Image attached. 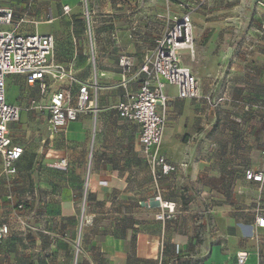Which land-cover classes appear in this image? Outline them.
Listing matches in <instances>:
<instances>
[{
  "label": "crops",
  "instance_id": "0c3cea01",
  "mask_svg": "<svg viewBox=\"0 0 264 264\" xmlns=\"http://www.w3.org/2000/svg\"><path fill=\"white\" fill-rule=\"evenodd\" d=\"M82 1L0 0L1 9L14 13L13 23L0 30L52 35L51 64L75 79L50 77L43 93L39 83L29 84L24 76L7 78V103L23 109L20 120L9 124V135L23 154L14 175L5 174L0 157V226L9 227L0 244V264H73L75 244L81 253L77 264H238L240 253L248 254L245 264H264V228L255 223L264 218V184L245 178L247 170L264 169V11L255 0H245L249 7L240 0L231 9L244 11L247 22L205 23L208 48L198 52L197 61L192 58L195 73L185 64L204 93L224 97L221 106L181 100L175 87L166 88L168 119L160 151L178 169L159 178L162 200L176 210L163 224L156 220L158 209L144 207L157 204L139 126L120 118L115 107L126 91L140 87L148 55L141 47L148 42L156 47L164 35L157 24L170 10L167 0H110L109 26L96 27L90 43L81 21ZM137 4L143 21L132 10ZM124 5L125 18L120 15ZM221 9L231 10L204 12ZM50 10L55 19L48 23ZM22 18L27 22L18 25ZM192 20L195 25L194 14ZM142 25L148 28L146 37L135 33ZM91 46L98 60L95 74L89 69L95 62ZM122 56L131 65L127 74L119 65ZM186 57L191 58L183 53V62ZM95 77L97 115L81 114L50 136L46 107L51 96L68 89L76 98L80 86ZM32 101L43 108L27 110ZM40 113L46 115L48 138L37 144L33 132ZM17 132L26 134L24 139ZM62 159L65 169L57 167Z\"/></svg>",
  "mask_w": 264,
  "mask_h": 264
},
{
  "label": "built area",
  "instance_id": "2783aa9c",
  "mask_svg": "<svg viewBox=\"0 0 264 264\" xmlns=\"http://www.w3.org/2000/svg\"><path fill=\"white\" fill-rule=\"evenodd\" d=\"M205 0H199L196 6L181 5L190 11L174 15L170 19V29L157 41L151 54L145 56L140 68L143 76L139 89L136 92L126 91L123 99L115 109L120 118L131 121L139 126V142L143 154L154 179L156 196L153 203H145L147 209H158L156 220L166 223L176 214L175 205L162 200L159 191V178L161 175H170L178 167L170 164L161 154L167 119L169 96L166 92L168 86L177 89V97L181 100L203 102L211 108H218L225 101L224 97H214L211 93H204L191 69L183 62V53L193 58L195 56V36L192 13L203 5ZM258 9L264 11V0H255ZM65 14L70 13L64 7ZM14 13L10 9L0 8V26L13 23ZM85 17L89 20L90 13L86 11ZM51 10L47 14L48 23L54 21ZM27 22L20 19L18 25ZM264 31V25L262 26ZM90 38L92 34L90 32ZM55 50V39L52 35L21 34L15 30H0V157L3 160L4 172L14 175L15 162L23 154L21 147L12 145L9 135V124L20 120L22 107L11 105L6 101V85L9 76H24L29 84H37L44 93L48 78L61 81L68 78L75 82L71 72L58 66H53L51 60ZM119 65L124 74H127L131 65L129 60L122 56ZM99 86L95 79L80 86L76 98L70 90L65 89L54 93L46 107L49 113L48 132L54 136L62 132L69 123L78 119L81 114L97 115ZM36 101H32L27 110L42 109ZM264 156V148L262 151ZM57 167L65 169L67 162L60 160ZM247 181L263 185L264 169L259 171L247 170ZM19 209H23L20 205ZM256 226L264 228V218H256ZM29 228V226L26 225ZM9 235L7 225L0 226V243ZM248 254L240 253L237 256L238 264H245Z\"/></svg>",
  "mask_w": 264,
  "mask_h": 264
},
{
  "label": "rangeland",
  "instance_id": "374dc122",
  "mask_svg": "<svg viewBox=\"0 0 264 264\" xmlns=\"http://www.w3.org/2000/svg\"><path fill=\"white\" fill-rule=\"evenodd\" d=\"M127 1V0H126ZM167 5L169 7L170 10H168V13L166 15L165 18H160L159 19V23L157 24V29H158V34L163 35L165 34L171 27V21L170 19L172 18V16L174 15H181L184 14L188 11H190V9L188 8H182L179 7L178 5H180L181 2H186V3H190L191 6H196L199 3V0H195V1H190V0H167ZM197 2V3H195ZM244 5H247V7H249L248 1H245L242 3ZM111 5V1L108 0H97L94 4H91V2L88 0H83L81 3V9H82V13L86 12L88 10V12H90V19L88 20L84 15H82V23L83 26H85V39L89 41L90 43V32L92 34L93 39H95V30L96 27H108V22L110 19V14H108L105 9L109 8ZM238 5H241L240 0H205L203 5H201L200 8H198L197 10H195L192 13V16L194 14V17H196L195 20V25H194V36L196 38V46H195V61H197V57H198V52L200 53H205V50L208 48L207 47V33L208 31L206 30V26L205 23H207L208 21H212V22H218V23H223L225 21H236L237 19H239L241 22H247L248 19L245 18V14L244 11L237 13L238 10H232L231 8L236 7ZM210 7H218V8H222V7H227L229 11H224V10H212L213 13L207 15L205 12L207 10L210 9ZM142 7L139 6L138 4L135 6V8H132V10H134L135 14L137 15L136 17H138L137 19L140 20H145V17L143 16V14L139 15V13L142 11ZM205 11V12H204ZM132 12V11H131ZM204 12V13H203ZM239 12V11H238ZM126 5H124V9L120 10V15H122L123 18L126 17ZM198 14V16H197ZM200 14V16H199ZM139 15V16H138ZM196 15V16H195ZM231 18V19H230ZM144 25H142V27L140 29H137L135 31L136 35L139 37H146L149 35L148 28L147 30L143 27ZM154 42L153 44L148 42L146 45H143L141 48L145 51L148 52V54H150L153 50H154ZM95 48H97L96 46H94ZM91 49V53H89V57L91 54V58L95 57V62H90L89 65V69L91 72H93L95 74L96 69L98 67V60H97V56L96 53H93L92 50V46L90 47ZM186 54V53H185ZM184 64L189 65L192 68V64H193V59L186 57L184 59ZM192 71L195 73V71L192 68ZM197 75V74H196ZM199 78V77H198ZM200 80V79H199ZM221 81V78L218 79V81ZM60 85L62 84L63 86V82H59ZM22 92V90H21ZM222 92V87H220V89H218V94H220ZM31 95L32 97H37L38 99L41 97L39 94V91L37 92H33L31 91ZM46 118V115L44 113H40L38 114V122L36 123V127H35V132H33L34 136H37V144L41 143L43 140H46L48 138V134L47 131L45 129V125H44V120ZM26 119L29 120L30 116L26 115ZM19 137L21 139H24V137L26 136V134L22 133V132H17ZM46 142L44 144H42L43 148H45ZM75 254L74 257L72 259L73 264H77L80 262L81 260V253L78 251L79 247L77 244H75ZM77 254V257H76Z\"/></svg>",
  "mask_w": 264,
  "mask_h": 264
},
{
  "label": "trees",
  "instance_id": "16d2710c",
  "mask_svg": "<svg viewBox=\"0 0 264 264\" xmlns=\"http://www.w3.org/2000/svg\"><path fill=\"white\" fill-rule=\"evenodd\" d=\"M180 4H181V5H186V4L191 5L190 3H186V2H181ZM5 240H6V239H5ZM2 242H3V241H2ZM2 242H1V243H2ZM1 243H0V244H1Z\"/></svg>",
  "mask_w": 264,
  "mask_h": 264
}]
</instances>
